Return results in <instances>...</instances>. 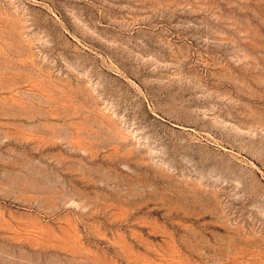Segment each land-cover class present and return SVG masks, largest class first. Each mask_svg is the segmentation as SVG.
I'll return each mask as SVG.
<instances>
[{
    "label": "rangeland",
    "instance_id": "rangeland-1",
    "mask_svg": "<svg viewBox=\"0 0 264 264\" xmlns=\"http://www.w3.org/2000/svg\"><path fill=\"white\" fill-rule=\"evenodd\" d=\"M0 264H264V0H0Z\"/></svg>",
    "mask_w": 264,
    "mask_h": 264
}]
</instances>
